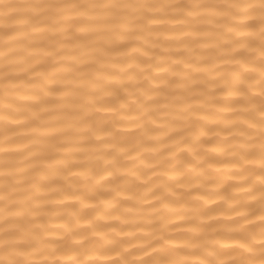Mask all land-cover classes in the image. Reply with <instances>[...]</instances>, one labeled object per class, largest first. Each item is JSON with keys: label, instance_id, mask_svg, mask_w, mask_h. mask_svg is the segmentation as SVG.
Masks as SVG:
<instances>
[{"label": "bare ground", "instance_id": "1", "mask_svg": "<svg viewBox=\"0 0 264 264\" xmlns=\"http://www.w3.org/2000/svg\"><path fill=\"white\" fill-rule=\"evenodd\" d=\"M241 2L0 8L5 250L107 264L84 238L109 231L128 260L264 261V10Z\"/></svg>", "mask_w": 264, "mask_h": 264}, {"label": "clouds", "instance_id": "2", "mask_svg": "<svg viewBox=\"0 0 264 264\" xmlns=\"http://www.w3.org/2000/svg\"><path fill=\"white\" fill-rule=\"evenodd\" d=\"M238 3L243 4L245 2H241L238 0ZM8 6V0H0V8H4ZM259 8L264 10V0H259ZM249 7H251L249 5ZM135 233L126 234V239H136ZM11 242H0V264H22V261L18 259L12 252L8 251L9 249L15 248L11 247L5 250V246L12 245ZM148 247L151 246L150 243L147 244ZM84 247L85 249L95 248V249H111L115 250L116 248L121 249V256L117 260L108 261L107 264H149L150 257L137 258V259H124L125 257L130 255V251H140L142 249H124L121 246V242L119 238L115 235L114 232L104 231L102 234L98 236H94L93 238H84ZM208 247H213L214 245H208ZM262 251H264V245L261 246ZM81 264H97V262L91 260H85L81 258ZM157 264H179L178 261L171 260L168 256L162 255L161 259L157 262ZM201 264H218V257L214 251L207 252L204 260ZM261 264H264V261H261Z\"/></svg>", "mask_w": 264, "mask_h": 264}]
</instances>
